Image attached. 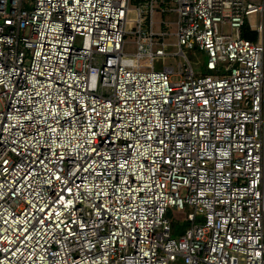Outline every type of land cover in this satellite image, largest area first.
I'll list each match as a JSON object with an SVG mask.
<instances>
[{
    "label": "built area",
    "instance_id": "1",
    "mask_svg": "<svg viewBox=\"0 0 264 264\" xmlns=\"http://www.w3.org/2000/svg\"><path fill=\"white\" fill-rule=\"evenodd\" d=\"M177 259L264 264V0H0V264Z\"/></svg>",
    "mask_w": 264,
    "mask_h": 264
},
{
    "label": "rangeland",
    "instance_id": "2",
    "mask_svg": "<svg viewBox=\"0 0 264 264\" xmlns=\"http://www.w3.org/2000/svg\"><path fill=\"white\" fill-rule=\"evenodd\" d=\"M136 7L135 2H131L129 3V9L130 11L127 14V24L125 26V38H124V45H123V53L125 54H133L136 52V44H135V35L132 34V32L136 29L135 27V23L133 22L135 20V13L133 12V8ZM163 20V16L159 15L158 13L155 14L153 16V21L154 22H158L157 25L154 26V30H159L158 27H160V21ZM166 31L172 33L173 27H168L166 29ZM224 32H227V28L224 27ZM164 43L165 44H169L170 46L165 48L164 52H166L167 55H172L177 51V48L174 46H171L173 43H175V38L173 36H167L163 38ZM162 40V42H163ZM77 46L80 45V40L77 39L76 43ZM187 59L191 62V67L193 68V70H198L200 73H205L204 68H203V64L205 61V56H201L199 53H197L196 51L190 52L188 53V57ZM163 65L167 66V67H172L174 70L176 69V63H183V60L181 57H173V59L166 57L163 60ZM160 67H162V64L160 61L154 60V68L156 70H159ZM174 80H178V78H175ZM166 216L173 222V224H176V229H174L172 227V234H179L182 229L184 227L187 226V223L183 222V221H178L177 218L179 220H181L182 218V214L181 213H177L174 209L169 208L167 210ZM175 230V231H174ZM173 264V263H171ZM174 264H183L182 261L180 259H177V261L174 262Z\"/></svg>",
    "mask_w": 264,
    "mask_h": 264
},
{
    "label": "trees",
    "instance_id": "3",
    "mask_svg": "<svg viewBox=\"0 0 264 264\" xmlns=\"http://www.w3.org/2000/svg\"><path fill=\"white\" fill-rule=\"evenodd\" d=\"M242 36H243V38H246V39H248L250 41H254L255 40V34H253V33H246V34L243 33ZM172 226H173L174 229H176V224H173Z\"/></svg>",
    "mask_w": 264,
    "mask_h": 264
}]
</instances>
